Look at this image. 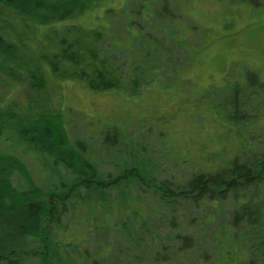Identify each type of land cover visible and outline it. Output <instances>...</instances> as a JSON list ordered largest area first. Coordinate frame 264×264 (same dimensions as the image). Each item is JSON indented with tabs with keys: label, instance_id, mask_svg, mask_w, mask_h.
<instances>
[{
	"label": "rangeland",
	"instance_id": "obj_1",
	"mask_svg": "<svg viewBox=\"0 0 264 264\" xmlns=\"http://www.w3.org/2000/svg\"><path fill=\"white\" fill-rule=\"evenodd\" d=\"M82 2L50 10L49 21L38 22V28L13 21L0 5V37L6 43L0 46V109L29 127L49 125L63 145L68 139L84 146L80 151L99 164L106 180L118 166L131 164L134 172L126 179L132 180L102 191L106 208L98 202L53 200L58 214L53 223L52 207L46 210V241L24 231L16 218L22 209L6 214L1 208L0 264H247V241L238 245L231 224L235 207L246 201L244 193L238 201L232 193L218 201L173 192L203 168L217 172L264 154V0H96L89 7ZM149 3L162 10L147 20ZM127 15L142 36L129 48H119L127 41ZM104 21L111 28L104 43L123 62L130 56L134 64L141 58L146 62L158 49L164 55L156 64L160 68L151 67L161 74L137 92L127 78L119 90L103 91L64 79L40 58L48 51L31 48L34 40L35 47L45 44L44 28H91ZM8 36L11 41L18 37V48L9 45ZM11 61L14 70L3 71L12 70ZM11 152L23 160L29 175L12 167L17 161L10 159L11 181L20 189L29 187V180L60 196L62 183L72 178L67 168L54 166L53 158L37 150L18 146ZM80 190L86 192L83 186ZM55 237L60 259L54 253Z\"/></svg>",
	"mask_w": 264,
	"mask_h": 264
},
{
	"label": "trees",
	"instance_id": "obj_2",
	"mask_svg": "<svg viewBox=\"0 0 264 264\" xmlns=\"http://www.w3.org/2000/svg\"><path fill=\"white\" fill-rule=\"evenodd\" d=\"M74 1L61 0L60 3L55 0H0V5L4 7L7 16H12L13 21L22 22L25 26L31 25L38 28V22L49 21L47 15H49L48 12L50 10L56 7L68 10L66 8L67 5H70V7H80ZM95 1L83 0L81 4L89 7ZM149 4L151 5L152 16L147 18V20L160 16L162 9L158 10L152 3ZM123 10L127 11L126 8ZM140 14L142 15L141 9ZM101 24L91 28L82 24L67 25L63 29L48 27V30V28H44L45 30L47 29L45 44H38L40 46L37 45L35 47L38 42L34 40L36 44L34 46L31 45V48L33 50L40 49V52L48 51L45 54L44 52H39L40 58L47 62L50 70L57 76L67 80L82 82L88 88L95 91L119 90L123 86L124 79L127 78L132 84L133 91L137 92L138 87L148 85L161 74V72L157 74L154 70L155 68H160L156 65L158 59H163L164 57V55H161L162 51L160 49L154 53V58L150 57L151 60L150 58L146 60L148 67L143 65L146 63L145 60H141L143 58L137 61V64L130 62L131 56L127 57L128 60L126 59V62H123L124 60L120 56L117 57L113 53V49L104 43L108 36L107 33L111 32L110 24L107 21ZM43 26L45 24L41 25V28ZM125 28L127 41L122 46L118 44L119 48H129L134 38L142 36L139 29L131 24L130 15H127ZM20 33L23 34L24 31L20 30ZM14 35L12 33V36ZM17 39L18 37H14L11 41V36L7 37V40L11 41L9 45L14 47H17L16 45L19 44L14 43V41L19 42ZM0 41V46L6 44L1 37ZM39 42L41 43V40ZM139 47L140 49L143 48L140 44L138 45ZM0 51L3 52V49H0ZM140 55L146 57L145 54L140 53ZM13 65L11 61L9 66L12 70L4 67L3 71H13L15 67ZM26 66L31 68L29 63ZM129 66L132 68L130 73L128 72ZM22 67L19 64L18 69ZM151 67H154V69L151 70ZM236 96L235 93L232 94L231 105L233 107V115H237ZM4 113H7V111L0 109V121L9 122L4 127V124H1L2 127L0 126V142L3 141L6 145L3 147L0 143V209L3 208L6 214H10L11 211L17 210V208L22 209L23 213L19 210V216L16 218L24 225L22 226L24 231L26 229V233L33 235V239L38 241H46L47 239L45 227H43V219L48 207H52V222L54 223L55 218L56 223L58 212L54 210L55 202L53 200L58 201V203H65V200L67 202L74 199L76 200V204L84 203L90 206L98 202L106 208V198L102 194V191L111 185L120 188L125 183L131 182L132 177L126 179L128 172H134L133 168L132 170L130 169L131 164L128 165L126 163L124 164L125 167H119L117 165L119 162L110 161L118 166L117 170L119 171L114 174L112 179L106 180L102 175L103 173L100 170L99 164L90 158L84 157L83 152L80 151V149H84V146L81 144L76 145V147L67 139L65 140V145H63L60 142L61 138L58 133L49 128V125L42 124L39 127H29L25 125L24 121L17 119L16 115L8 113L7 117V114ZM235 119L238 120V115ZM126 144L132 146L130 142ZM18 146L25 149L37 150L43 154V158L48 155L51 159L53 158L54 166L63 165L69 170L70 178H72L68 180L69 182L62 183L60 196H58L56 189L47 191L40 188L36 183H31L29 180L25 181L29 186L26 189H20L12 184L14 173L9 169V164L13 163L10 159L17 161V163L11 166L17 167L23 176L29 178L25 165L22 163L23 160L21 161L11 152V149L14 150ZM13 156L15 157L9 158ZM146 163L148 164V162ZM147 164H144L145 168L148 167ZM263 182L264 154L252 162L236 161L232 164V167L217 172H210L208 169L203 168L188 181L186 186H181L173 194L180 195L181 197L191 196L193 199L196 198V200L202 196H210L221 201L229 193H232L233 199L238 201L240 197L239 193H244L245 195L242 197H246V201L238 203L239 206L235 207L232 213L231 224L235 229L233 239H236L239 246H244V243L247 241V249L250 253V259L247 261V264H257V260L260 258L262 264H264V188L261 185ZM80 186L85 188V193H80ZM98 193L99 197L96 195ZM53 241L55 245L54 253L60 259V241L56 237ZM103 244L108 248V241H105ZM4 256V260L6 261L10 258L7 255Z\"/></svg>",
	"mask_w": 264,
	"mask_h": 264
}]
</instances>
